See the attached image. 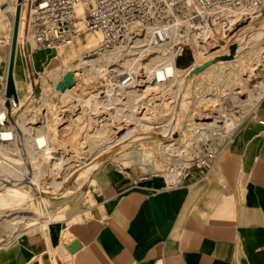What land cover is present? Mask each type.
<instances>
[{
	"label": "crops",
	"instance_id": "obj_1",
	"mask_svg": "<svg viewBox=\"0 0 264 264\" xmlns=\"http://www.w3.org/2000/svg\"><path fill=\"white\" fill-rule=\"evenodd\" d=\"M0 19V39L9 23L8 41H0L2 96L13 23L7 16ZM77 55L66 51L62 64L48 71L68 67L69 72ZM46 60L45 51L33 42L16 46L13 85L18 107L26 97V101L47 98L53 86L41 77L48 72ZM184 61L193 63L189 53ZM52 76L48 79L55 81V88ZM257 106L246 122L244 116L215 160L202 166L195 163L179 180L177 167L185 164L181 160L174 164L173 177L135 176L118 169L100 173L93 190L96 203L92 206V194L86 192L85 200L92 207L81 222L63 226L67 239L58 230L62 219L51 222L47 233L41 231L44 235H27L38 229L24 230L18 239L0 247V264H264V125L260 123L264 100ZM49 114H43L46 125ZM31 117H25L26 124ZM137 159L131 156V164L142 169L145 163ZM0 182L4 186L1 178ZM9 191L0 194L4 197ZM75 241L79 247L70 253L67 247Z\"/></svg>",
	"mask_w": 264,
	"mask_h": 264
},
{
	"label": "rangeland",
	"instance_id": "obj_2",
	"mask_svg": "<svg viewBox=\"0 0 264 264\" xmlns=\"http://www.w3.org/2000/svg\"><path fill=\"white\" fill-rule=\"evenodd\" d=\"M3 3V5H5V2ZM5 16H7L8 22L10 21L13 23L14 19L10 14L5 13ZM263 24L264 11L259 19L242 23L240 27L235 30L236 32L233 40L224 37L221 38L219 34L216 35L215 38L212 37V40L209 41L213 45V49L204 59L199 58L197 54V50L201 47V44H186L183 46V51L189 53L193 61L192 65L189 67L193 65L199 67L214 57L218 58L222 55H228L229 43L233 41L237 43L238 40L248 34L249 31ZM3 28L4 35L1 37L0 41L7 42L9 23ZM181 30L184 31V29ZM94 35L93 33H80L74 38L70 46L57 45L51 49H40L47 54V60L44 64L46 70L48 71L49 68L53 66H60L62 64L63 55L68 50H72L78 54V58L84 57L87 51L80 49L82 46H85L86 49L90 41L94 39ZM94 41L95 43L89 51L91 54H93L92 51L98 43V41ZM26 42L32 44L30 38L26 37L23 27L21 33V46L22 43ZM215 43H218L216 47L214 45ZM120 46L102 51L101 53L108 56ZM261 48H264L263 43L247 45L245 50L241 51L238 63H229L231 61L227 59L217 61L200 70L195 77L190 80L188 84V98L185 101V109L181 110L177 115L178 122L175 128H173V131L165 139H159V137H156V134L159 136L164 129L169 128L168 122L172 117V112L176 105V86L170 89H147L145 87V93L139 101L136 112V117L141 124L138 123L136 125H134V119L121 97H118L117 100L111 104L110 108L103 109L102 106L96 104V107L92 108L91 111L82 108L77 101L73 100L71 96L85 97L87 95L89 97L98 94V97L101 98L98 99V101L106 99L107 94L105 87L101 84L103 80L87 78L85 73L81 70H77L78 76L75 79L76 86L75 89L72 90L73 87L70 89L69 95L67 93L53 92L48 94L50 97L47 96V98L42 100L38 99L31 101H26V97L22 105L19 107H12V109H10L9 104H7L8 102L3 104L6 109L7 121L3 126L0 125V133L4 132L8 127H14L16 122L25 124L27 130L31 132L33 128L41 126L42 115L49 111L50 114L47 126L53 144V153L55 154L54 156H61L62 162L64 163H62L63 167L59 174L57 171L53 170L47 162L41 166V169L37 165L32 166L29 163V159L24 154V142H22L21 133L14 127L13 130L16 134L19 152L25 163V166L22 167L25 174L24 179L25 181H29V178H31L33 174L39 175L38 182L40 190L44 193L47 192L44 197V201H46L47 204L44 206L39 196L35 199H33L34 196H32L31 200L25 199L18 203L13 202L8 207L0 206V247L18 239V234L30 228L38 230L27 235L39 234L42 233L41 231L47 233L49 227L54 225L53 223L51 224V222H57L61 219L62 221L58 225V230L61 231L60 237L63 240L67 239L68 235H64L66 231H62L64 230L63 226L65 227L70 223L81 222L84 215L95 205L96 202L93 190L96 189L95 181L98 179L100 173L102 175L105 173L108 174L118 169L125 173L134 174L135 176L159 174L164 177H173L175 174L174 164L178 163V160H181L185 164L177 167L179 169L175 179L179 180L201 157L207 156L210 153H215L217 157L227 145L233 133L239 128L238 125L241 119L246 116L245 110L234 102L233 96L238 92L239 84L245 85V77L248 71L254 69V62L259 63L260 71L264 70V51ZM167 49L168 47H165L163 51ZM236 59L237 58H234L232 60ZM205 69L206 72L202 73ZM60 70L42 73L41 77L47 79L49 85L53 86L55 81L48 78L54 74V77H52L57 81L58 72ZM35 76L37 77V75ZM262 78H264V74ZM118 80L119 79H117V81ZM39 81H41V79H39ZM138 84V88L142 89L144 84L142 82ZM145 86H147V84ZM244 92L240 93L238 96L240 100H246L247 93L245 94ZM2 97L4 99L6 96ZM209 99L215 100V103L210 104L208 107H202L203 109L197 112L196 109H198L200 101ZM263 100L264 99H262V101ZM15 101L17 102V98ZM66 103L70 105L65 107ZM63 104L64 106H62ZM74 105L76 108H73ZM253 111H255V109L248 113L246 120L244 119L245 122L250 118ZM225 114L233 115L234 118H239L240 121L237 122L236 126H234L233 123H231V125L229 124V126H224L226 121H224L223 117ZM31 115H34V118L36 116V124L38 126H34V120L32 123L26 124L25 117L29 118ZM215 119L219 121L217 127L212 125ZM242 122L244 123V121ZM242 122L240 124H243ZM29 125L33 128L29 129ZM128 135L133 142L124 144L115 151H104L102 154L103 163L98 170H94L89 176L83 179L82 183L74 181V174L79 169L83 168L85 161L92 159L96 153L104 150V148L106 149L114 142L121 143V139ZM140 136L142 137L140 138ZM169 143L172 146L171 150L166 147ZM131 156H135V158L133 157L135 160L138 158L139 161L145 163L142 169L133 165L128 169L124 168L122 161L130 160ZM55 159L56 157H54L53 161H55ZM88 177V182L85 183ZM66 179L74 181L73 187H71L67 193L58 194L59 191L53 189V182H63ZM3 184L5 185L0 187V193L4 192V188L9 186L10 183L5 181ZM20 187L22 186L17 185L10 189L9 197H14V194ZM88 191L91 192L93 199L92 206L90 205V207L89 203L85 200L86 192ZM65 210L66 216L63 217ZM75 214H77L76 218L73 217ZM31 216L37 218L38 221L36 224L33 226H23ZM11 224L15 226L16 229L14 232L9 233ZM56 229L57 227L51 228V230ZM44 233L42 234L44 235Z\"/></svg>",
	"mask_w": 264,
	"mask_h": 264
},
{
	"label": "bare ground",
	"instance_id": "obj_3",
	"mask_svg": "<svg viewBox=\"0 0 264 264\" xmlns=\"http://www.w3.org/2000/svg\"><path fill=\"white\" fill-rule=\"evenodd\" d=\"M5 2L4 0H2ZM16 2L15 0H11L10 9L12 12V17L18 16V25H17V37L15 41V53L16 46L21 44V33L22 27H24L25 20V11L26 4L25 0L22 3V7L20 8L19 15L16 11ZM6 8L0 14L1 16H5ZM17 12V14H16ZM76 13L78 15L82 14V7H76ZM241 15L234 22L233 28L229 29V33H233L234 28L240 24ZM1 27V25H0ZM3 27V26H2ZM11 27V25H10ZM158 27H144V29L140 30L137 36L132 37L126 43V45L121 46L115 49L108 56H105L101 52H96L91 54L90 48L95 43L94 40L99 41L101 36L99 34H95L94 39L90 41L89 46L85 49L87 52L84 57L78 58L77 63L74 64L69 72L73 73V80L77 78V70H81L85 73L87 78H95L97 80H103V86L106 91V99L99 100V94L96 96H89L88 98H83L81 96H71L73 100L77 101L82 108H86L91 111L92 108L96 107V104L102 106L103 109H107L111 107V104L117 100L118 97H121L122 101L127 105L132 118L134 119V125L139 123L138 118L136 117V112L138 109L139 101L143 97L145 91L144 88L147 89H159L166 88L170 89L173 86H176V105L174 106L172 117L169 120V128L164 129L159 136L156 134V137L166 138L175 128L177 124V115L181 112V110L185 109V101L188 98V84L192 78L200 71H195L198 66L193 65L189 69L185 71H179L174 66L175 57L179 54L182 47L186 44L199 43L201 47L197 50V54L199 58L204 59L207 55L210 54V51L213 49V45L209 40L211 38H215V32L208 27L204 26L198 28V32L195 29H191L187 24L176 23L172 26H167V31L169 33V38L166 43L159 42L154 33ZM184 29L183 36H179V31ZM4 30V29H3ZM218 32V29H216ZM13 35V28H12ZM11 35V41H12ZM225 35L224 37H227ZM256 43L264 44V24L258 28H255L249 31L248 34L241 37L236 45L235 53L232 59L237 58L236 60L229 59V63L239 62L241 51L245 50L247 45H254ZM215 47L218 43L214 44ZM118 47V46H117ZM168 47L167 50L163 49ZM220 47V46H219ZM11 48V42H10ZM116 48V47H115ZM264 51V48H261ZM94 51V49H93ZM92 51V52H93ZM229 55V52H228ZM228 55H222L227 57ZM217 57H214L207 62H211V64L216 63L215 61ZM15 61V54H14ZM221 61V60H219ZM205 62V63H207ZM210 66V65H209ZM254 69L248 71L245 77V85L239 84L238 92L235 96H233L234 102L245 110L246 116L248 113L253 110L261 101L264 99V70H259V63H253ZM14 68V64H13ZM13 68H12V79H13ZM68 67H63L58 72L57 82L62 79V77L67 73ZM206 72V69L202 71ZM247 72V71H246ZM60 79V80H59ZM117 79H119L117 81ZM14 82V79H13ZM142 82L144 86L142 89L138 88V83ZM147 84V86H145ZM15 86V84H14ZM56 87V86H55ZM74 87V86H73ZM141 88V87H140ZM56 88L53 87L48 89L47 95L53 92L57 93H67L70 94V89H65L63 92L56 91ZM245 91V92H244ZM244 92L247 95L246 100H240L238 96L240 93ZM5 95V94H4ZM242 95V94H241ZM3 96V95H2ZM0 96V125H4L7 121L6 109L3 106V97ZM49 96V95H48ZM50 97V96H49ZM184 98V99H183ZM14 103V107H18L17 102L14 98L10 99ZM215 100H203L200 101L198 110L203 109L202 107L210 106V104H214ZM141 105V104H140ZM64 106V104L62 105ZM66 105L65 107H67ZM73 108H76L74 105ZM79 109V108H78ZM77 109V110H78ZM76 111V110H73ZM79 113V112H78ZM45 114V113H44ZM43 116V115H42ZM245 116V118H246ZM47 115H44L41 119V126L38 128H33L29 125V129L32 131H28L25 124H19L16 122L15 126L17 130L21 133L22 142H24V154L29 159V163L34 166L37 165L40 167L43 166L44 163H48L50 167L57 171L58 174L61 172L64 162H62L61 156H54L53 153V144L51 141V136L49 135V128L45 124ZM244 118V117H243ZM97 119V118H96ZM94 119V120H96ZM224 126H229L233 123L234 126L237 125V122L240 121L239 118H234L233 115H227L223 117ZM34 120V122H33ZM36 116H32L29 119V123L34 124V126H38L36 124ZM98 120V119H97ZM96 120V121H97ZM40 121V120H39ZM24 122V121H23ZM38 122V121H37ZM219 121L217 119L213 120V126L217 127V123ZM242 122V119H241ZM141 124V123H139ZM133 125V124H132ZM14 127H8L4 130V132L0 133V178L3 182L10 183L9 186L4 188V190H10L17 185H21L14 197H9L6 195L3 197L0 194V206L8 207L13 202H20L25 199H33L40 197V201L43 202V205L46 206V201H44L45 193L40 190V185L38 182L39 175L33 174L29 181H25L24 172L22 167L25 166L24 160L21 157L19 152L18 144L16 141V134L14 133ZM144 136V135H143ZM142 136H140L141 138ZM146 137V136H145ZM133 140L130 136H126L121 139V143L114 142L112 145L107 147L104 150L99 151L96 155L85 161L83 168L79 169L74 175L75 180L78 183H82L83 179L89 176L94 170H97L103 163L102 154L103 152H108L111 150H117L121 148L124 144H130ZM92 147V146H91ZM171 150L172 146L169 143L166 146ZM94 150V148H93ZM95 152V151H94ZM179 153V152H178ZM145 154V153H144ZM58 155V154H57ZM54 157H56L55 161ZM135 158V156H133ZM58 158V159H57ZM135 161V160H134ZM136 162V161H135ZM124 164V168L128 169L132 167L131 160L122 161ZM41 172V171H40ZM70 179V178H69ZM69 179L64 180L63 182H53V189L59 191L58 194L67 193L71 187H73V182ZM76 182V183H77ZM1 183V182H0ZM5 185V184H4ZM2 196V197H1ZM37 218L35 216H31L28 218L27 222L23 224V226H33L37 222ZM9 233L14 232L16 229L12 224L10 225ZM12 235V234H11ZM10 235V236H11Z\"/></svg>",
	"mask_w": 264,
	"mask_h": 264
},
{
	"label": "built area",
	"instance_id": "obj_4",
	"mask_svg": "<svg viewBox=\"0 0 264 264\" xmlns=\"http://www.w3.org/2000/svg\"><path fill=\"white\" fill-rule=\"evenodd\" d=\"M4 1L5 5L0 0V14L6 8L5 13L12 16L11 0ZM25 4L24 32L36 49L70 46L78 34L93 33L101 36L93 53L125 44L144 27H158L154 36L166 43L169 38L166 27L178 22L197 32L206 26L215 35L221 38L228 35L224 38L233 40L242 23L259 19L264 11V0H25ZM77 6L82 7L80 15L76 13ZM240 15V24L228 34ZM178 33L183 36L182 30ZM232 44L234 41L228 47ZM182 51L183 47L178 55ZM10 99L4 98L3 104L8 101L12 109L14 103ZM260 123L264 125V121ZM215 159V153H210L201 157L197 165Z\"/></svg>",
	"mask_w": 264,
	"mask_h": 264
},
{
	"label": "water",
	"instance_id": "obj_5",
	"mask_svg": "<svg viewBox=\"0 0 264 264\" xmlns=\"http://www.w3.org/2000/svg\"><path fill=\"white\" fill-rule=\"evenodd\" d=\"M18 2V6L16 8V11L18 12L19 15V11H20V2L21 0H17ZM16 12V14H17ZM17 25H18V16L16 19V16L14 17V21H13V35H12V42H11V48H10V56H9V67H8V76H7V83H6V90H5V98L8 100L11 97L14 98V100H16V92L14 89V85H13V79H12V68H13V62H14V54H15V41H16V37H17ZM236 50V45L232 44L229 46V55L227 57L225 56H220L218 57L215 61H223V60H229L232 59L234 53ZM212 62V61H211ZM211 62H207L204 63L202 65H200L198 68L195 69V71L198 70H202L204 68H206L208 65L211 64ZM75 85V82L73 80V73L72 72H67L60 81H58L56 83V90L63 92L65 89H70ZM8 102V101H6ZM8 104V103H7ZM79 245L77 243V241L71 243L70 246L67 247V250L70 253H74L77 249H78Z\"/></svg>",
	"mask_w": 264,
	"mask_h": 264
},
{
	"label": "trees",
	"instance_id": "obj_6",
	"mask_svg": "<svg viewBox=\"0 0 264 264\" xmlns=\"http://www.w3.org/2000/svg\"><path fill=\"white\" fill-rule=\"evenodd\" d=\"M186 58V52L183 51L182 52V55L181 57H178L176 60H175V66L178 68V69H185L187 67H189L192 63L189 62V61H184V59Z\"/></svg>",
	"mask_w": 264,
	"mask_h": 264
}]
</instances>
